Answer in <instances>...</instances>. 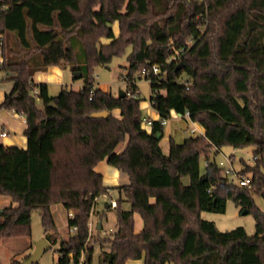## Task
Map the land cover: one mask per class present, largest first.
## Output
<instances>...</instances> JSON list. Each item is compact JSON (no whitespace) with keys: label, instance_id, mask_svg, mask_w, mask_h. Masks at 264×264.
I'll use <instances>...</instances> for the list:
<instances>
[{"label":"trees","instance_id":"16d2710c","mask_svg":"<svg viewBox=\"0 0 264 264\" xmlns=\"http://www.w3.org/2000/svg\"><path fill=\"white\" fill-rule=\"evenodd\" d=\"M0 35V70L13 81L0 109L27 124L26 148L0 143V196L12 199L0 206V240L30 236L39 210L56 243L51 206L62 203L77 230L61 239L57 264H80L83 250L91 254L84 264H92L95 242L108 248L100 264H264V211L252 196L264 197V0H0ZM128 45L127 89L116 96L95 85L93 67L109 65ZM61 63L81 73L84 85L51 95L32 76ZM141 78L150 81L162 119L175 112L204 132L183 143L171 138L165 154L161 119L144 128ZM101 111L110 115H93ZM224 145L254 146V163L241 170L251 187L231 181L217 160L210 164L205 152ZM105 159L129 176L120 188L131 206L118 198L116 231L90 243L93 207L109 189L95 170ZM228 199L254 212L255 234L243 226L222 231L202 218V211L224 212Z\"/></svg>","mask_w":264,"mask_h":264},{"label":"rangeland","instance_id":"374dc122","mask_svg":"<svg viewBox=\"0 0 264 264\" xmlns=\"http://www.w3.org/2000/svg\"><path fill=\"white\" fill-rule=\"evenodd\" d=\"M116 33H118V25H114ZM105 42L109 40L103 39ZM79 50V49H78ZM133 48L131 45H128L123 54L119 56H115L109 65H95L93 67L94 76L96 78V84L101 89H106L108 92H111L113 95H120L123 91L127 89L126 81L124 80V76L126 73L125 67L128 66V56L132 52ZM70 67V65H68ZM48 69V68H47ZM43 70H39L37 73L38 78L39 75H44ZM45 71V69H44ZM5 76V77H4ZM34 76V75H33ZM32 76V78H33ZM0 87L13 85V81L7 77L5 71L0 70ZM189 79L188 74L185 72L179 79V82L183 83ZM36 84L44 83L34 81ZM137 85L139 88V96L141 98L142 112L145 117L144 128L150 129V125L147 120L152 118L150 112L153 111L151 106V95L152 89L150 85V81L146 78L137 79ZM71 88V86H65ZM75 87V86H74ZM61 90V85L56 83L49 84V93L51 95H57ZM11 91V90H10ZM39 106H43L41 100H38ZM117 116L119 115L118 111L114 112ZM159 119H162L160 114L158 115ZM166 123L164 125V136L161 139V145L164 151L167 153L169 151L170 139L173 138L177 143H183L186 138V133L190 136H193L190 132L194 127L199 126L193 122L192 120L181 117L177 113L172 112L171 115L165 119ZM200 132V129H199ZM170 133V134H168ZM194 137V136H193ZM124 143H121L118 146L122 148ZM205 155L210 156L211 152H205ZM233 156V166L236 170L241 171L245 168V164H253L254 157V146L247 145L243 148H235L232 145H224L219 149V152L216 155V160L219 163L221 160H227ZM244 160V161H242ZM246 162V163H245ZM108 164V162H107ZM204 157H202L201 161V169L204 170ZM108 166L112 168L109 164ZM112 170V169H110ZM99 172V171H98ZM242 172V171H241ZM104 183L106 186L111 187L115 185L114 178L112 177L110 172L104 173ZM229 179L233 182H236L233 176H230ZM184 182L186 184L189 183V177L184 178ZM109 193L102 195L99 197V200L96 202L93 207V220L90 219V223L92 221V231L93 236L90 239V243L95 241V238L100 236H111L117 229V214L116 210L111 207L110 203L113 199L119 198V192L117 187L109 188ZM254 198V202L257 207H259L262 211H264V197L261 194L254 192L252 194ZM113 198V199H112ZM115 201V200H114ZM108 204V206H106ZM1 206V205H0ZM4 207V206H1ZM125 209H130V205L127 203L123 206ZM246 208L239 206L235 203L234 200L228 199L226 210L224 212H212V211H202L201 216L206 220L213 221L216 226L222 230L227 231L234 229L239 226H243L248 234L253 235L257 231L256 227V218L253 211H249L244 213ZM54 217L57 224V230L61 234V238L53 244L52 248L47 250L43 256L33 264H57L59 260V248L61 244V239L68 236L65 232L68 230L69 223L68 217L63 213L61 214L58 211H54ZM139 218L140 215L137 214ZM70 218V215H69ZM102 221V232L98 233L97 228L98 222ZM71 233V231H70ZM45 230L42 224L41 213L39 210H34L32 213V224H31V235L30 236H22V237H10L4 238L0 240V264H13L14 260L23 264V262L30 256L36 247V242L40 238L44 237ZM94 252L92 264H100L99 257L104 250H107V247H103L100 243H93ZM144 258L140 260H130L127 264H143Z\"/></svg>","mask_w":264,"mask_h":264},{"label":"crops","instance_id":"0c3cea01","mask_svg":"<svg viewBox=\"0 0 264 264\" xmlns=\"http://www.w3.org/2000/svg\"><path fill=\"white\" fill-rule=\"evenodd\" d=\"M41 72H44L43 73L44 75H39L38 78L36 79L37 73H35L32 79H33V81L46 83L48 85V88H49V84L56 83V84L61 85V88L65 87V86H71L73 90L78 91L84 85V79L81 77L75 78L74 71L71 69V67H69L67 64H64V63H61L59 65L49 66L48 69H45V71L43 70ZM0 81H1V79H0ZM95 84H96V81H95ZM12 87H13V85H9V86L7 85L6 87L5 86L0 87V104L5 100L6 94L8 92H10ZM103 90L107 91L106 89H103ZM151 106H152V104H151ZM152 108H153V111L150 112L152 118H149V120H151V121L159 119L158 118L159 112L153 106H152ZM115 111H118V113H119L118 116H120V110L116 109ZM149 125L151 128V124H149ZM26 126H27L26 119L23 115L15 112L13 110L0 109V143H3L5 145H9V146H18V147L26 148L27 147V137L24 134V130H25ZM198 129H200V131L202 133L204 132L200 126ZM164 132H165V130H164ZM168 134H170V133H168ZM127 141H128V138L124 142H122V143H124V146L122 148L118 149V146L121 144L120 143L117 146L116 151L122 152L127 145ZM169 149H170V146H169ZM163 151H164V149H163ZM164 153L168 154L169 151L167 153L164 151ZM111 167L112 168H110L108 166L107 160L105 159L96 165L95 170L97 172L99 171V173H101L103 175V177H104V173L106 171L110 172L112 177L114 178L115 182H117V183L115 185H112L109 188L117 187L118 192H119V198L121 197L125 200V195H124L123 189L120 188V186H123V185L129 183V176L125 172H123L122 170H120L116 167H113V166H111ZM204 167H205V165H204ZM110 169H112V170H110ZM108 190H110V189H108ZM109 192L110 191H108V193ZM98 200H99V197H98ZM113 200L116 201L117 199H113ZM11 202H12V199L10 196H3V195L0 196V205L1 206H7ZM127 203L131 206L130 202H128L126 200L123 202V206L126 205ZM106 206H108V204H106ZM51 210L53 212V216H54L55 210L60 212L61 214L63 213L65 216L68 217V223H69L70 211L62 203L53 204L51 206ZM137 214L140 215L139 213H135V231L140 232L143 229L144 222H143L141 215L138 218ZM91 215L93 216V212L91 213ZM92 216H91V219L94 222ZM69 227H70V225H69ZM65 233L66 234L68 233L67 234L68 236L64 237L63 239H67L69 237V235L71 234L70 229L68 228V230H66ZM60 236H61V234H60Z\"/></svg>","mask_w":264,"mask_h":264},{"label":"built area","instance_id":"2783aa9c","mask_svg":"<svg viewBox=\"0 0 264 264\" xmlns=\"http://www.w3.org/2000/svg\"><path fill=\"white\" fill-rule=\"evenodd\" d=\"M2 44H3V40H2V37L0 35V64L3 63L4 61V58L2 56V51H1V48H2ZM159 67L157 65H153V72L156 74L159 72ZM150 71H144L142 73V76H150ZM38 90H35V93H37ZM154 93H158V90H155ZM151 101V99H150ZM151 104H152V101H151ZM187 116H189V114L187 113ZM148 124H151L152 125V121L151 120H147ZM161 123L163 125H165L166 123V120L165 118L161 119ZM193 136H198L200 134H202V132L200 131L199 132V129L198 127H194L191 129V132H190ZM5 134V133H4ZM233 157L227 159V160H221L219 161V166L223 168L224 170V173L230 177V176H233L236 180V183H238L239 185L241 186H247V187H251V184H252V181H251V177L249 175H246L244 174L243 172L241 171H237L236 168H234L233 166ZM98 201V198L96 199V202ZM111 207H115L116 206V201H111L110 203ZM70 217H74V212L73 211H70L69 213ZM77 230V226H72L70 227V231L71 233L75 232ZM93 231H92V221L90 223V237L93 235L92 234ZM86 252L83 250L82 254H81V257H80V264H84L86 262Z\"/></svg>","mask_w":264,"mask_h":264},{"label":"water","instance_id":"95a60500","mask_svg":"<svg viewBox=\"0 0 264 264\" xmlns=\"http://www.w3.org/2000/svg\"><path fill=\"white\" fill-rule=\"evenodd\" d=\"M78 77H81V73H79V72L75 73V78H78ZM93 115L94 116H102V117L104 116V117H106V116H109L110 115V112L109 111H101V112H96ZM190 138H191V136L188 133H186L185 140H188ZM217 153H218V150L217 149H214L211 152V155H210V164H212V165L215 164ZM246 212H249V209L248 208H246L244 210V213H246ZM97 228L98 229H101L102 228V221H99ZM52 246H53V244L47 239L46 236L40 238L36 242V247H35L34 252L23 262V264H33V263H35L36 261H38L43 256V254L47 250H49L50 248H52ZM90 260H91V254L90 253H87L86 254V262L87 263H90Z\"/></svg>","mask_w":264,"mask_h":264}]
</instances>
